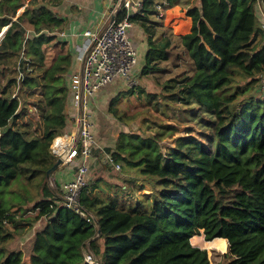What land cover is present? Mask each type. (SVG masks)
<instances>
[{"label":"trees","instance_id":"1","mask_svg":"<svg viewBox=\"0 0 264 264\" xmlns=\"http://www.w3.org/2000/svg\"><path fill=\"white\" fill-rule=\"evenodd\" d=\"M62 1L0 0V35L7 28L0 40V264H210L207 249L195 245L218 238L228 243L227 264H264V27L254 12L257 0H168L192 18L190 31L175 39L150 17L158 13L154 0L130 17L147 40L144 64L138 58L135 71L160 85L142 93L165 108L192 106L186 110L209 131L199 136L190 126L175 135L177 125L162 120L153 121L154 133L146 130L151 124L133 130L134 117L118 107L121 95L113 97L109 111L129 129L105 150L140 179L109 183L115 195L95 193L93 185L83 190L82 203L98 225L58 203L48 183L57 160L50 147L73 102L72 53L58 38L64 19L53 11ZM179 43L191 73L162 81L158 75L169 70ZM12 68L16 91L3 82ZM27 110L37 119H26ZM166 136L173 144L162 142ZM136 181L137 189L148 184L150 194L135 195ZM29 211L37 214L26 216ZM40 219L26 262L11 242Z\"/></svg>","mask_w":264,"mask_h":264},{"label":"built area","instance_id":"2","mask_svg":"<svg viewBox=\"0 0 264 264\" xmlns=\"http://www.w3.org/2000/svg\"><path fill=\"white\" fill-rule=\"evenodd\" d=\"M156 7L159 10L157 17L160 18L162 6L157 4ZM143 11L144 0H119L113 9L114 17L102 29H87L84 32L87 41L81 50L79 66L70 81L75 107L72 123L74 134L69 142L60 135L53 140L56 145L53 152L55 156L62 157L63 163L78 159L75 174L63 182L62 195L57 202L83 217L92 218L96 224V217L82 203L83 190L93 182L90 178V161L95 149L101 150L105 164L118 171L122 166L97 141L92 129L93 123L89 118V100L98 90L117 78L133 80L139 54L129 35V28L134 25L130 17ZM254 12L264 27L263 0H257ZM22 76L23 72L19 71L18 81ZM13 82L17 88V81Z\"/></svg>","mask_w":264,"mask_h":264},{"label":"crops","instance_id":"3","mask_svg":"<svg viewBox=\"0 0 264 264\" xmlns=\"http://www.w3.org/2000/svg\"><path fill=\"white\" fill-rule=\"evenodd\" d=\"M154 1L155 5L159 4L162 6V17H157L159 10L156 7L158 13L155 12L150 14V17L152 19L161 21L164 23V25L166 23V25L170 28L173 27L175 32H177L178 34H184L190 31L192 26V18L186 14L185 7H182L179 3L168 6V0ZM180 1H190V3H194L198 0ZM118 2L119 0H63L60 5H58L57 7H53V11H55L59 17H62L64 19V28L58 33V38L60 40L68 42L69 44L73 60L70 71H75L79 66L81 50L87 41V37L85 36L84 32L87 29H102L113 15V9ZM24 9L25 5L23 6L22 10L20 8V10L18 11V15L21 14ZM184 23H188V28L186 30L179 31L177 29V26H181ZM130 35L136 44L139 35H143L146 39V34L143 29L135 23L134 26L130 29ZM162 35L163 33L161 34V36ZM161 36L159 37V39L161 38ZM159 39H156L155 37V40ZM137 73L138 71L136 72V74ZM123 81L126 82L122 78H117L113 82H116V84L118 85L119 83H123ZM111 84L112 82L98 90L95 95L89 100V118L93 123L92 129L97 141L101 146L104 147V149L108 147L113 149L116 145V141L119 135H116V133H118V121H116L115 119L114 120L116 123L110 121V118H116L109 111V104L112 100H110V97L114 95L117 87V85H115V88H113L111 87ZM66 110L69 113L70 120L68 121L66 127L62 130V134H60V136L69 142L71 141L74 134V127L71 122L72 116L75 114L74 103L71 101L68 102ZM55 147L56 145L53 142L50 147V150L53 154ZM112 151L110 152V154L112 153ZM77 164L78 161L63 163L54 172V175L49 178V186L52 192L58 195L59 198H61L62 195L61 186L63 182L71 179L74 176ZM104 164V155L101 153V150H99V148L95 149L94 155L90 161L91 172L95 169V167L103 166ZM40 197L51 198V195H45V192L44 194L42 192ZM36 212L37 211H29L26 216L36 215ZM40 226L41 219L34 222L32 226L28 227L29 230L27 233L32 231L30 237L33 236L35 230Z\"/></svg>","mask_w":264,"mask_h":264},{"label":"rangeland","instance_id":"4","mask_svg":"<svg viewBox=\"0 0 264 264\" xmlns=\"http://www.w3.org/2000/svg\"><path fill=\"white\" fill-rule=\"evenodd\" d=\"M21 8V7H20ZM18 9V11L20 10ZM162 20V19H161ZM164 20V19H163ZM166 25V23H165ZM167 26V25H166ZM168 27V26H167ZM169 33L172 34V38L175 39L177 35H179L177 32H175L173 27H169L168 30ZM162 32L160 31L158 35L156 36V39H159ZM176 40H174L175 42ZM134 45L136 49L138 50L139 54V61L144 64V56L147 49V40L143 35L138 36L137 44L134 42ZM178 53V54H177ZM177 54V57L175 56ZM143 66V65H142ZM169 70L166 73L158 75L160 80H165L171 76L177 75V74H190L192 70V64L190 61V58L188 57L185 50L182 49L181 44L179 43L177 48L173 51L171 54L170 60H169ZM12 70H10V73L5 77L4 79V85H10L12 84L14 86V91L17 90L16 85L12 80H10V77L12 75ZM264 80V75H263ZM113 88H115L116 82H112L111 84ZM141 88L148 92H158L160 91V85H158L154 78L151 76H143L140 71L134 75L133 80L126 81L123 83H119L116 87V91L114 92V95L110 97V100L117 96L121 95L117 104L121 111H126L128 115H132L134 117V120L131 122V127L133 130H137L138 127L141 125L146 128L147 124H151L152 128L146 130L150 133H154L156 131V126L153 124V121H168L175 125H177V130L175 135L183 134L185 129L187 127H194L196 133L201 136L204 135L203 133L209 131V129L203 125H201L197 119L191 117L190 111L186 110L189 107L184 104H177L175 107L168 106L164 107L162 102L160 104L155 105V101L149 102L148 97L146 93H142ZM126 92L123 94V92ZM29 101H34L35 97L28 98ZM33 107V106H31ZM30 107V110H31ZM30 110H27V114L24 116L26 119L29 117H32V119L36 120L37 116L34 112H31ZM200 117L209 118L210 116L203 111L199 110ZM118 121L117 124V130L118 135L123 129L128 130L129 127L127 125H123V123L118 120L117 118H110V121L113 123H116L115 120ZM173 137L166 136L164 140L162 141L165 145L173 144ZM107 151V150H106ZM108 152V151H107ZM126 170L122 167L120 172H115L107 165L105 166H97L95 167L93 171L95 182H92L91 185L94 186V192L100 193L104 196L107 195H115V187L109 186V183H115L117 182V179L119 177L122 178H130V176H135L136 179L140 177L136 175L135 171L129 170L125 172ZM95 172V173H94ZM98 177V179H96ZM49 182V181H48ZM95 183H99L95 184ZM137 183L139 181H136L135 183H131L132 192L135 193V195H149L150 194V186L148 184L145 185L144 189H137ZM90 185V186H91ZM42 193V192H41ZM40 193V194H41ZM44 194V192H43ZM46 195V192H45ZM119 195H123L121 192H119ZM27 230V231H26ZM25 231L22 232V235L17 237L14 241L11 242V246L15 248H21L23 249L25 255H26V262H28V256H27V250L28 247L32 241L30 238V235L32 234V231L29 233L27 228ZM202 232V231H201ZM203 233V232H202ZM204 234V233H203ZM197 236V235H196ZM208 248V255L210 258V264H227V262L230 260L225 256V252L228 250V243L224 239H215L210 242H205ZM88 259H92L91 255L87 254Z\"/></svg>","mask_w":264,"mask_h":264},{"label":"water","instance_id":"5","mask_svg":"<svg viewBox=\"0 0 264 264\" xmlns=\"http://www.w3.org/2000/svg\"><path fill=\"white\" fill-rule=\"evenodd\" d=\"M113 17H114V15L111 16V18H113ZM6 29H7V28H5V29L1 32L0 40H1V38L3 37V35H4L5 31H6ZM11 120L13 121L14 118L12 117ZM61 164H63V159H62V157H57L56 162H55V163H54V164L48 169V171H47V176H48L49 178H51V177L54 175V172L58 169V167H59ZM201 231H203V229H201ZM99 232H100V229L98 228V234H99ZM191 242H192V241H191ZM192 244H193V243H192ZM193 245H195V244H193ZM195 246H199V247H201V248L207 249V251H208V248H207V247H202V246H200V245H195Z\"/></svg>","mask_w":264,"mask_h":264},{"label":"bare ground","instance_id":"6","mask_svg":"<svg viewBox=\"0 0 264 264\" xmlns=\"http://www.w3.org/2000/svg\"><path fill=\"white\" fill-rule=\"evenodd\" d=\"M208 241H210V240H208ZM200 246H202V245H200ZM202 247H205V246H202Z\"/></svg>","mask_w":264,"mask_h":264}]
</instances>
